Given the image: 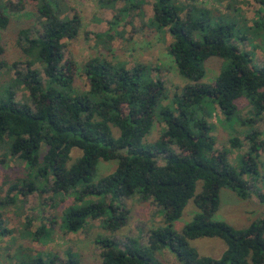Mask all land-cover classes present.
<instances>
[{"label":"trees","instance_id":"16d2710c","mask_svg":"<svg viewBox=\"0 0 264 264\" xmlns=\"http://www.w3.org/2000/svg\"><path fill=\"white\" fill-rule=\"evenodd\" d=\"M18 1L23 8L28 0ZM33 1L37 2L41 29L34 34L30 29L20 31L23 52L30 60L26 73L16 72L17 80L30 92L31 103L16 101L12 91L0 97V150L5 149L6 157L23 162L27 176L10 185L8 200L5 204L0 200L1 206L15 205L18 194H33L44 182L43 190L74 198L62 217V228L78 233L89 219L104 215L109 216L110 229H119L124 225L125 209L114 202L139 195L163 208L164 224L152 231L146 246L133 239L125 246L109 238L98 239L102 264H163L159 255L165 249L183 264H264V218L244 229L214 220L221 189H231L240 198L249 199L254 194L251 186L264 184L260 162L264 146L251 136V153L240 158L238 167L232 165L228 151L216 148L209 122L212 115L203 112L206 103H213L226 123L238 124L239 104L245 101L256 116L264 115V65H254L253 53L236 44L246 40L251 30L242 29L238 21L214 20L213 11L206 7L154 0L151 25L171 35L170 54L180 75L190 82L173 106L163 105L167 88L152 76L147 64L129 68L95 57L78 69L76 62L65 58L64 42L79 36L81 16L76 11L69 16L65 0ZM254 1L264 6V0ZM128 2L138 6L136 0ZM12 4L0 0V29L10 24L6 10ZM252 33L264 38V22H257ZM4 53L0 40V73L7 67ZM211 57L223 61V70L214 82L204 83L205 62ZM36 64L43 67L45 83L34 68ZM79 72L86 79V87L75 85ZM156 120L166 128L158 141L145 142ZM230 143L232 148L241 145L235 137ZM43 148L46 151L42 155ZM74 149L80 150L81 156L69 167ZM112 160L119 161L118 168L96 181L99 162ZM200 181L202 191L196 193ZM13 193L16 195L10 197ZM109 196L110 204L106 202ZM257 196L264 203V189ZM190 200L199 213L178 232L173 223L181 218ZM118 211L122 212L116 218ZM8 232L0 212V236ZM45 235L46 228H41L33 237L37 240ZM199 238H219L226 250L218 259L200 256L191 245ZM22 264L54 263L40 256ZM67 264L79 262L70 255Z\"/></svg>","mask_w":264,"mask_h":264},{"label":"rangeland","instance_id":"374dc122","mask_svg":"<svg viewBox=\"0 0 264 264\" xmlns=\"http://www.w3.org/2000/svg\"><path fill=\"white\" fill-rule=\"evenodd\" d=\"M12 2V8L6 10L10 19L7 29H0V40L4 46V60L7 67L0 73V97L12 91L15 100L20 103H31L30 92L27 87L17 80L16 72H27V62L30 60L23 52L20 31L30 29L34 34L41 29L37 20V2L26 1L22 8L18 0H4ZM70 8L69 16L74 11L82 19L79 36L75 40H66L64 54L67 60L76 62L81 69L90 59L102 57L115 63H123L132 68L138 63L151 67L152 76L160 79L167 88V98L163 105H172L177 96H181L190 82L183 78L170 54L173 38L166 29H155L151 25L154 18V0H136L138 6L132 7L128 0H65ZM141 1V2H140ZM206 7L213 11L214 20L221 23L237 22L240 27L251 30L246 40H237L236 44L242 49L252 52L254 65H264V38L252 33L256 23L264 22V6L254 0H179ZM139 2V3H138ZM141 3V4H140ZM129 9V13L127 10ZM213 22V21H211ZM116 23V24H115ZM238 29V28H237ZM244 34V30H239ZM253 34V35H252ZM261 34V32L259 33ZM103 35L102 37H100ZM24 44V41L22 42ZM17 65L15 66V64ZM41 72L43 82L46 77L40 64L34 66ZM223 70V61L211 57L205 62L206 76L204 83H212ZM81 72L76 77L75 85L86 87V79ZM160 109V107L158 108ZM240 123H226L225 118L213 103H206L205 115L213 126L212 135L216 138V148L227 150L229 162L238 167L240 158L251 153L253 142L264 146V115L256 116L254 108L247 102L239 104ZM159 113V112H158ZM255 118V119H254ZM253 119L252 123L244 122ZM166 126L161 120H156L152 133L145 142L158 141ZM114 133L118 136V131ZM235 137L241 143L239 148H232L230 140ZM179 152L177 147H173ZM46 148H43L45 153ZM81 156V151L74 149L68 166H72ZM261 172L264 173V152L261 154ZM164 161L160 160V164ZM119 166L118 160L99 162L95 180L113 173ZM27 170L18 158L5 156V149L0 150V200L5 204L8 200L9 187L12 183L26 178ZM42 181V180H41ZM33 194L24 196L18 194L15 205L1 206L5 227L8 233L0 236V264H22L26 259L42 257L45 261L52 260L54 264H67L73 255L79 264H102V247L98 239H112L121 246L133 239L141 246L148 244L153 230L165 222V214L153 199L144 201L139 195L122 198L113 205L125 209L124 225L112 230L107 226L109 216L89 219L84 228L78 233L66 232L62 226V217L66 210L74 203L69 196H55L52 191L43 190L44 182ZM52 186V178L49 179ZM46 185V183H45ZM203 182L197 183L196 193L202 191ZM264 184L258 182L251 186L254 194L249 199L240 198L237 193L228 188L220 191V206L214 220L225 222L236 229L248 228L254 222L264 218V203H261L257 193L264 189ZM50 189V188H49ZM16 195L13 193L10 197ZM4 201V202H3ZM111 196L106 198L110 204ZM122 211L116 212L120 216ZM199 213L194 200H190L180 219L173 223L174 229L180 232ZM41 228H46L48 235L35 239L33 235ZM200 256L218 259L226 250V244L219 238H199L191 241ZM163 264H183L169 249L159 255Z\"/></svg>","mask_w":264,"mask_h":264}]
</instances>
